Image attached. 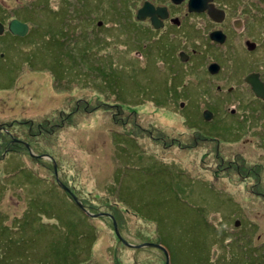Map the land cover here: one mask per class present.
<instances>
[{"label":"rangeland","instance_id":"obj_1","mask_svg":"<svg viewBox=\"0 0 264 264\" xmlns=\"http://www.w3.org/2000/svg\"><path fill=\"white\" fill-rule=\"evenodd\" d=\"M114 6L115 3L112 11ZM117 16L121 24L122 16L119 12ZM94 49L98 55L102 54L100 60L115 63L113 68H106L107 64H104L96 71L100 77L98 80L108 85L101 93L89 83L73 86L60 81L56 85L49 73L54 74L55 68L48 50H33L30 63H24L25 66L22 62L15 63L9 66L10 72L0 66V87L12 82H9V76L15 68L21 73L15 75L11 88L0 89L2 122L20 120L22 116L40 121L42 115L55 116L60 112L56 109H66L68 101L78 99L90 109L89 112L81 111L71 120L65 119L66 123L70 121L69 124L50 138L53 139L51 143L26 146V151L16 147L20 152L11 156H6V148H0V180L5 183L0 196V216H3L0 257H5V264H117V261L123 264H163L157 248L124 245L115 237L111 218L108 217L109 221L104 219L99 215L102 212L117 216L114 221L118 222L120 236L128 243L162 244L168 252L169 264H208L211 234L213 231L223 232V222H229L225 231H233L231 222L236 218L229 215L238 208H241L244 221L258 222L263 237L264 197L253 195L250 186L257 181V190L264 191V151L247 138L248 133L252 134L251 130L242 137L244 127L241 121L224 114L223 104L232 94L210 95L205 90V101L212 103L216 117L212 122H202L195 110L191 111L189 128L178 113L165 114L156 109L152 100L153 97L156 103L154 77L123 73L121 68L127 69V60H123L120 40ZM55 66L61 77H71V67ZM77 75L84 78L83 73ZM111 87L119 93L117 103ZM132 93L134 98L129 102ZM135 99L138 103L132 102ZM132 111L136 113L126 114ZM126 115L128 123L122 125L120 119ZM113 131L128 137L117 138ZM159 134L166 141L164 145L156 141ZM209 138L214 143L207 140ZM241 142L250 145L239 156L246 167L253 164L263 167L259 180L242 179L236 172L220 171L221 164L217 163L221 162L215 157L217 152L226 161H234L233 153L237 152L233 146ZM17 159L37 170L50 183L54 181L56 171L59 182L72 191L77 189L76 198L88 207L91 217L84 219L85 222H67L66 215L71 216L64 214L60 207L66 211V205L74 217L81 212L60 201L59 197L66 196L57 193L58 196L50 195V203L55 205L52 212L44 211L43 216L41 211L33 209L41 214L42 221L27 222L25 228L24 222L12 223L32 212L31 207L35 204L28 208V202L36 197L31 187H27L29 185L5 180L11 168L22 170ZM49 164L53 165L52 169ZM238 164L241 165V161ZM226 191L229 194L223 195ZM101 195L104 196L102 201L99 199ZM224 196L234 197L238 208ZM60 214L65 222L59 219ZM72 223L82 224L85 232H88L86 229L93 231L92 241L81 248L73 245L72 241L79 238V231L75 230L67 234L72 236V241L66 239L67 230L63 232V229ZM220 252L224 251L220 249ZM224 257L221 254L223 261ZM217 258L215 262L219 263Z\"/></svg>","mask_w":264,"mask_h":264},{"label":"flooded vegetation","instance_id":"obj_2","mask_svg":"<svg viewBox=\"0 0 264 264\" xmlns=\"http://www.w3.org/2000/svg\"><path fill=\"white\" fill-rule=\"evenodd\" d=\"M13 20L26 26L25 35L12 34L9 24ZM114 40H120L123 60H127L123 73L156 79V103L152 100L158 111L178 113L187 125L188 115L195 110L197 118L209 123L216 114L212 103L205 101L204 91L232 94L223 104L224 114L241 121L242 137L251 130L247 138L264 151V0H0V66L4 70L15 63H30L31 53L37 49L48 50L54 64L73 65L85 76L104 64L115 66L113 61L100 60L102 54L94 49ZM15 73L21 75L18 70ZM80 101L75 100V110L87 112L86 105L80 108ZM56 110L60 112L55 116L62 115L64 120L60 126H66L72 109ZM125 117L122 125L128 123L129 117ZM39 119L50 121L47 114ZM31 121L23 116L10 122L0 120V133L9 134L14 145L29 146L9 131L13 124L19 130ZM156 141L166 142L161 134ZM249 146L236 143L234 161H226L217 152L220 171L259 180L263 167L253 164L247 168L239 157ZM256 182L250 191L264 197ZM249 232L250 264H264V235L259 233L258 222H250Z\"/></svg>","mask_w":264,"mask_h":264},{"label":"trees","instance_id":"obj_3","mask_svg":"<svg viewBox=\"0 0 264 264\" xmlns=\"http://www.w3.org/2000/svg\"><path fill=\"white\" fill-rule=\"evenodd\" d=\"M33 40V39H31ZM31 40H28L29 42ZM33 42V41H31ZM57 64V62H56ZM56 64H53L54 68H55V73H50V75L52 76V79L55 81L56 85H58L60 83V81L65 82L67 84H71L73 86H80L81 84H83L85 86L86 83H89L90 86L94 89L97 90L98 93L104 92L105 89L107 88L108 85H106L104 83V81H99L98 78L99 75H97L96 71L99 68H95L94 70H92V72L86 74L85 76H83L84 78H86L89 82H85V79L82 77H79L77 74V68H75L73 65H69L67 67H71L72 69H70L71 73V77L69 79H65L66 77H61V72L58 73V71L56 70ZM60 68L64 67L63 65H59L57 64ZM107 68V67H106ZM12 69V68H11ZM63 69V68H62ZM16 70V68H15ZM15 70L12 72V75L9 76V82L12 80V82L5 84L4 87H0L1 89H9L11 88V85L14 83V79H15V75L14 74ZM65 71V70H64ZM6 72H10V68H8L6 70ZM90 75V76H89ZM113 95H114V99L117 103V97L119 96L118 91L111 87ZM121 98V97H120ZM134 98V93H132L128 100L129 102ZM75 101H71V103L67 104V107H69V109L71 108L72 110H70L69 112H71L69 114V120L75 118V116L81 112V109L79 111L75 110ZM80 108H84V105L80 102ZM119 106V105H118ZM89 112L90 109L87 108ZM78 110V109H77ZM54 116L50 114L49 116V123L46 121H36V120H32L31 122H27L25 125L21 126L19 130H17V126L15 124H13L12 126H10V133L17 139H21L28 142L29 146H39L41 145L43 142H47V143H51V141H53L52 138L53 135H55L57 132L63 130L65 128L64 125L60 126L61 122L63 120L62 115L60 116H55V118H53ZM125 117L121 118L120 121H124ZM70 122V121H69ZM69 122L67 124H69ZM66 124V125H67ZM188 125V124H187ZM189 126V125H188ZM46 127L48 128V130H46ZM190 127V126H189ZM115 136L118 138L119 136H121L124 139H127V135H124L122 133H120L119 131H113ZM131 139V138H128ZM12 138L10 139L9 134H2L0 133V148H6L7 149V153L6 156H11V154H15L17 152H20L22 149L26 151V145H22V144H18V145H14V143L11 142ZM134 142V141H133ZM132 142V143H133ZM14 146H18L19 150H12V147ZM35 149V148H34ZM37 150V149H36ZM221 151V150H220ZM225 154H223L224 156ZM25 156V155H23ZM14 157V156H13ZM21 159H17V162L20 163V166L22 170L16 171L17 168H11L7 174V177L5 180L9 181V182H15L18 184H26L29 185L27 186L28 188L31 187V189L34 191L35 193V198L32 200H29L28 202V208L31 207L33 204L31 209L32 212L26 217V218H21L18 220H15L12 223H16V222H24V228L25 225L27 224V222H40L42 221V219H40V215L42 214L44 216V211L48 210V213L52 212V210H54L55 205L53 203H50V195H54V196H58L57 193H61L64 196H66V198L63 197V199H60V197L58 198L60 201H65V203H67L69 206H74L76 207L80 212L81 215H79L78 217H74L72 216V213L68 210L67 206L65 204L66 207V211H64L61 207L60 210L66 214L68 213L71 217L67 216L68 221L67 222H85L84 219L89 218L91 216H88L87 214L84 213V210L80 207H78V205L76 204V202L73 200V198L70 196L69 193L61 190V188L57 185V183L54 181H51L52 183H50L49 181H47L46 178L41 177L39 175V173L37 172V170H34L32 167L27 166L25 164H23L21 161H19ZM18 167V168H19ZM49 167H53V165L49 164ZM230 167L232 168V165H230ZM233 169V168H232ZM211 182L214 184V180L211 179ZM219 183V182H218ZM5 183H3L0 180V196L2 194V187L4 186ZM36 189H37V193H36ZM69 190L72 192V194L76 196L75 194V190L77 191V189H74L73 191L69 188ZM229 193L226 191L223 195H228ZM103 195L100 196V201H102L103 199ZM226 198H228V200H230L236 207L238 202L235 200V198H231L230 196H224ZM78 198V197H77ZM78 202H80L83 206L84 209H86L89 213L90 211L88 210V207L81 202L80 199H77ZM92 204V203H91ZM118 205V204H117ZM108 207H111L112 205L107 204ZM119 207V206H118ZM238 208V207H237ZM33 209H36L37 211H41L40 213L38 212H34ZM108 209V208H106ZM94 210V208H93ZM126 213H128L129 211L124 209ZM103 213V212H102ZM104 213H108L110 214L112 217H114V219L117 218V216H115L112 213L109 212H104ZM38 215V217H37ZM61 215V214H60ZM31 216L30 219H28V217ZM230 217L234 216L236 219L231 222V225L233 224V231L228 230L225 231V229H227L225 227V225H228L229 222H223V228L224 231L223 232H217V231H213L214 233L211 234L210 236V255H209V260H208V264H250V262L252 261V257H251V249H250V222L252 221H244L243 217L241 215V208H238L237 211L235 212H231V214L229 215ZM104 219H108V221L110 220L108 217L104 216ZM46 218H50V217H46ZM3 216H0V222L2 221ZM59 219H61L62 222H65L63 219V215H61L59 217ZM112 221V220H110ZM238 221V224H235V222ZM241 221V222H240ZM243 222H246L245 224H243ZM11 223V222H10ZM117 226H118V222H116ZM17 225H19V223H17ZM112 226V224H111ZM230 228V226H229ZM113 229V227H112ZM119 229V228H118ZM245 229H248L247 231ZM67 230V233L65 235H67L69 232H72L73 230L75 231H79V238H75L74 242L72 241L71 237L72 236H66V239L71 240L73 245H79V247H83L85 244L87 245V242L90 243L92 241V236L91 234L93 233V231L86 229L85 232L82 230V224H78V223H72V224H67V228L63 229V232ZM114 232V231H113ZM120 233V232H119ZM219 236V237H218ZM84 237H86V240L84 239ZM116 237V236H115ZM117 238V237H116ZM118 241V240H117ZM158 243V242H157ZM220 249L222 251H224L223 253L220 252ZM153 250V249H152ZM215 251L214 254H212V252ZM78 255V251L76 252ZM244 253V256L242 257V254ZM221 254H224V261L221 259ZM218 256V258H217ZM163 257V255H162ZM160 258V262H164L165 258ZM217 258L216 261H219V263L215 262V259ZM234 261V263H233ZM0 262H3L5 264V257H0ZM117 264H123L122 262L120 263V261H117Z\"/></svg>","mask_w":264,"mask_h":264},{"label":"water","instance_id":"obj_4","mask_svg":"<svg viewBox=\"0 0 264 264\" xmlns=\"http://www.w3.org/2000/svg\"><path fill=\"white\" fill-rule=\"evenodd\" d=\"M26 26L23 25V24H20L19 22L17 21H11L10 24H9V30L12 32V34L14 35H18V36H23L26 34L27 30H26ZM207 115V114H206ZM208 116V115H207ZM54 175H55V180L56 182L58 183V185L60 186V188L69 193L70 196L73 198V200L76 202V204L78 205V207L82 208L84 210V213L87 214L88 216H91V214L83 208L82 204L80 202H78L77 198L72 194V192L65 186L63 185L61 182H59L58 180V177L56 175V171H54ZM99 215H102V216H107L109 218H111L112 220V223H113V227H114V233H115V236L124 244V245H127L128 247H135V248H142V247H154V248H157L159 250L162 251V253L164 254L165 256V262L164 264H169V259H168V252L166 251V249L161 246L160 244H154V243H149V242H145V243H142V244H139V245H130L128 244L119 234V231H118V227H117V224L116 222L114 221V218L110 215V214H107V213H102V214H99ZM95 217H98V215H93ZM239 222L236 221L235 224H238Z\"/></svg>","mask_w":264,"mask_h":264},{"label":"crops","instance_id":"obj_5","mask_svg":"<svg viewBox=\"0 0 264 264\" xmlns=\"http://www.w3.org/2000/svg\"><path fill=\"white\" fill-rule=\"evenodd\" d=\"M79 247V246H78Z\"/></svg>","mask_w":264,"mask_h":264}]
</instances>
